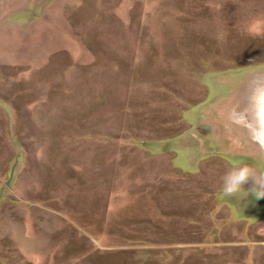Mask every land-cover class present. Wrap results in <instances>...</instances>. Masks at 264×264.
<instances>
[{"label": "rangeland", "instance_id": "obj_1", "mask_svg": "<svg viewBox=\"0 0 264 264\" xmlns=\"http://www.w3.org/2000/svg\"><path fill=\"white\" fill-rule=\"evenodd\" d=\"M262 95L264 0H0V264H264Z\"/></svg>", "mask_w": 264, "mask_h": 264}, {"label": "clouds", "instance_id": "obj_2", "mask_svg": "<svg viewBox=\"0 0 264 264\" xmlns=\"http://www.w3.org/2000/svg\"><path fill=\"white\" fill-rule=\"evenodd\" d=\"M260 117L264 125V95L260 97ZM251 181L252 186L244 185ZM221 191L224 196L231 197L237 193H251L256 199L264 198V172H258L247 164H233L223 175Z\"/></svg>", "mask_w": 264, "mask_h": 264}, {"label": "bare ground", "instance_id": "obj_3", "mask_svg": "<svg viewBox=\"0 0 264 264\" xmlns=\"http://www.w3.org/2000/svg\"><path fill=\"white\" fill-rule=\"evenodd\" d=\"M263 136V135H262Z\"/></svg>", "mask_w": 264, "mask_h": 264}]
</instances>
